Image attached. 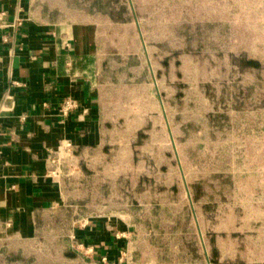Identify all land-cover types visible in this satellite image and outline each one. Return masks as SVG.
Masks as SVG:
<instances>
[{"label":"crops","instance_id":"crops-1","mask_svg":"<svg viewBox=\"0 0 264 264\" xmlns=\"http://www.w3.org/2000/svg\"><path fill=\"white\" fill-rule=\"evenodd\" d=\"M70 6L76 8L70 0H0V262L17 264L40 232H56L64 222L61 240L77 253L63 255L62 264H170L156 255L152 236L168 223L181 231V216L195 220L197 211L190 188L186 208L156 202L165 194L154 189L149 163L157 169L167 164L147 153L163 150L162 100L157 91L145 93L141 99L157 103L149 112L134 107L132 96L118 95L98 21ZM250 60L253 66L247 65ZM239 66L257 71L262 63L246 59ZM67 98L78 109L65 117L58 110ZM62 140L71 142L73 151L53 173V158L64 156ZM166 175L162 185L177 189V177ZM121 179H129L132 192L139 193L138 208L125 207L127 195L124 208L99 204L110 201ZM206 234L197 256L171 263L241 258L239 246L231 256L226 251L231 241L220 238L212 249Z\"/></svg>","mask_w":264,"mask_h":264},{"label":"rangeland","instance_id":"rangeland-1","mask_svg":"<svg viewBox=\"0 0 264 264\" xmlns=\"http://www.w3.org/2000/svg\"><path fill=\"white\" fill-rule=\"evenodd\" d=\"M70 2L76 5L71 12L98 21L118 95L132 96L134 107L149 112L157 103L141 99L145 93L157 91L162 100L163 150L147 154L171 166L149 163L154 189L165 194L156 202L186 208L190 188L197 219L183 215L181 231L168 223L153 235L156 255L170 264L193 258L207 232L212 249L221 239L231 241V256L239 246L241 258L221 264H251L253 257L264 264V0ZM246 59L259 60L262 68L240 67ZM165 175L177 177V189L162 185ZM128 180L121 179L110 201L99 204L124 208L127 195L125 207L138 208L139 193ZM61 227L63 233L40 232L17 264H62L63 255L77 253L62 242L66 223Z\"/></svg>","mask_w":264,"mask_h":264},{"label":"built area","instance_id":"built-area-1","mask_svg":"<svg viewBox=\"0 0 264 264\" xmlns=\"http://www.w3.org/2000/svg\"><path fill=\"white\" fill-rule=\"evenodd\" d=\"M3 15V13L0 14V17ZM1 20V18H0ZM14 85H18L17 83H14ZM9 99H11V97H9ZM13 106V104H11V107L10 108H7L8 109H11ZM78 109V104L75 100L73 99H70V98H67L65 99L61 105L59 106V114L61 116H68L70 115L72 112L76 111ZM81 118V116L79 117ZM23 119V118H22ZM59 154L61 152L64 153V156H59L57 155L55 158H53L52 162L54 163V170H53V173H58L60 171V165L62 163V160L64 157H67L69 156L72 151H73V145L71 142L67 141V140H62L61 144H60V147H59Z\"/></svg>","mask_w":264,"mask_h":264},{"label":"trees","instance_id":"trees-1","mask_svg":"<svg viewBox=\"0 0 264 264\" xmlns=\"http://www.w3.org/2000/svg\"><path fill=\"white\" fill-rule=\"evenodd\" d=\"M246 63H247L248 66H253L254 65V62L251 61V60L250 61H247Z\"/></svg>","mask_w":264,"mask_h":264}]
</instances>
